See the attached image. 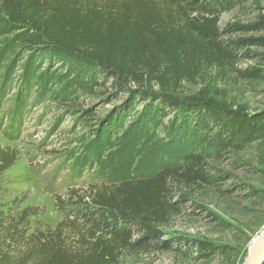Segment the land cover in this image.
Listing matches in <instances>:
<instances>
[{
  "label": "rangeland",
  "instance_id": "1",
  "mask_svg": "<svg viewBox=\"0 0 264 264\" xmlns=\"http://www.w3.org/2000/svg\"><path fill=\"white\" fill-rule=\"evenodd\" d=\"M232 1L220 27L235 60L201 67L193 80L170 92L177 110L163 120L157 115L159 102L147 109L137 96H116L110 83L82 89L93 70L87 62L30 46L23 32L0 16V89L7 86L0 96V147L17 154L5 173L13 181L6 210L32 208L29 232L50 231L72 210L66 204L69 190L105 180L102 171L122 175L174 167L202 149L210 183H172L170 201L180 210L161 227L158 240L194 252L127 253L123 264H244L264 229V134L242 150L215 157L214 148L201 147L190 112L197 100H211L264 114V0ZM251 71L260 76L245 77ZM28 77L32 91L19 123L12 115ZM86 156L93 158L77 176L74 168ZM202 242L214 246L204 258L197 244Z\"/></svg>",
  "mask_w": 264,
  "mask_h": 264
},
{
  "label": "trees",
  "instance_id": "2",
  "mask_svg": "<svg viewBox=\"0 0 264 264\" xmlns=\"http://www.w3.org/2000/svg\"><path fill=\"white\" fill-rule=\"evenodd\" d=\"M233 2L0 0V16L22 31L30 46L52 48L87 62L93 70L82 89L93 91L110 83L116 96H137L147 109L159 102L157 115L163 120L177 110L170 92L193 80L201 67L235 60L233 50L221 40L224 31L220 27L221 15ZM259 76L251 71L245 77ZM31 81L30 77L25 80L12 115L19 123L32 91ZM6 87L4 83L0 96ZM190 112L201 147L214 148L215 157L230 149L242 150L264 134L263 113L250 114L211 100H197ZM201 150L187 153L174 167L122 175L104 170L105 180L69 190L66 204L72 210L53 230L29 232L27 222L35 214L32 208L16 214L6 210L13 181L5 173L17 154L0 147V264H123L125 254L152 249L193 253L183 250L180 243L171 247L158 240L161 227L180 210L178 202L170 201L172 183H210ZM89 158L93 157L86 156L74 166L77 176ZM197 244L203 258L214 251L211 244Z\"/></svg>",
  "mask_w": 264,
  "mask_h": 264
},
{
  "label": "water",
  "instance_id": "3",
  "mask_svg": "<svg viewBox=\"0 0 264 264\" xmlns=\"http://www.w3.org/2000/svg\"><path fill=\"white\" fill-rule=\"evenodd\" d=\"M264 260V229L250 249L244 264H262Z\"/></svg>",
  "mask_w": 264,
  "mask_h": 264
}]
</instances>
